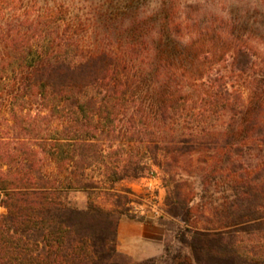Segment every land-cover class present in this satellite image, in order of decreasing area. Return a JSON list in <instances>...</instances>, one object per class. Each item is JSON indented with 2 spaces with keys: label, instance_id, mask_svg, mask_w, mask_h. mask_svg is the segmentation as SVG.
<instances>
[{
  "label": "trees",
  "instance_id": "trees-1",
  "mask_svg": "<svg viewBox=\"0 0 264 264\" xmlns=\"http://www.w3.org/2000/svg\"><path fill=\"white\" fill-rule=\"evenodd\" d=\"M18 2L0 0V264H168L169 243L164 254L143 261L118 249L119 222L132 215L133 191L113 188L147 169L140 155L108 144L121 133L122 121L164 168L166 225L180 220L176 237L190 248V263L264 264L263 103L230 84L232 76L254 67L260 50L228 36L229 66L208 76L195 93L167 80L142 96L143 64L152 61L141 64L132 54L143 42L130 40L124 48L90 42L59 6L28 14ZM168 2L161 0L157 11L128 4L136 11L131 23H137L127 31L141 34L148 31L146 22L160 18L157 41L142 48L147 58L155 54L158 75L173 77L178 61L190 59L194 48L176 35L183 22L176 0ZM183 66L188 70L190 61ZM257 82L264 85V75ZM153 120L171 124L176 140L162 144ZM202 150L221 153L238 179L233 200L198 226L195 207L171 173L181 157ZM253 150L260 161L254 170L243 161ZM168 157L173 161L166 168ZM94 167L102 179L89 176ZM103 188L111 206L94 198ZM73 189L89 192L86 208L72 203Z\"/></svg>",
  "mask_w": 264,
  "mask_h": 264
},
{
  "label": "rangeland",
  "instance_id": "rangeland-1",
  "mask_svg": "<svg viewBox=\"0 0 264 264\" xmlns=\"http://www.w3.org/2000/svg\"><path fill=\"white\" fill-rule=\"evenodd\" d=\"M173 1L169 0L166 6L173 5ZM131 2H134L135 7H139V11L144 7L150 10L156 8L157 11L161 4V0H19L17 7L30 14L34 10L59 6L67 14L73 15L76 23L80 24V36L90 42L123 48L129 45L130 40L143 42L142 46L154 44L158 38L156 30H159L163 23L160 18H154L146 22L148 31L141 34L128 32L129 27L137 23H131L133 12H136L129 10L128 4ZM174 5L176 14L181 18L180 22H183L181 32L177 29L176 35L185 36L194 48L193 53H190V59L178 61V74L165 77L158 75L153 66L152 59L155 54L151 53L147 58L144 49L139 45L141 51L132 55L136 56L139 62L146 60L152 63L143 64L144 75L140 78H143L144 82L138 88V94H152L157 82L167 80L179 84V88L184 87L195 93L208 76L218 70H226L229 66L226 60L229 51L224 42L230 36L260 50L257 51L258 55H255L254 67L248 73L232 76L230 84L231 89L242 92L245 98H256L263 103L259 116L264 122V85L260 87L257 82L264 75V0H176ZM15 8L13 6L12 9ZM189 61L190 66L185 70L183 65ZM150 85L153 87H149ZM119 125L121 133L112 135V141H108V144L114 147L122 145L127 151L140 155L147 166L142 176L125 179L113 188V192L126 193L127 188L133 191L129 194L130 200L133 201L128 203L132 215H123L118 226L119 251L131 256L135 261H143L164 254L166 244L169 243L172 245V251L168 264H191L190 248L176 237L180 220L169 224L168 227L166 225V220H170V217L166 214L168 190L163 181L166 174L164 168L154 163L150 150L140 142V134L128 131L129 125L124 121ZM153 126L160 131L159 139L162 144L176 140L177 133L173 132L171 124L153 120ZM207 137L212 140L216 135L207 134ZM246 153L248 159L243 161L252 162L253 170L258 168L259 151ZM222 157L221 153L215 155L212 151L202 150L194 155L181 157L178 162L174 161L172 166L171 174L195 207L198 226H204L207 218H215L225 202L233 200L231 195L238 177L223 163ZM171 159L168 157L166 162L164 161L166 168L167 161H173ZM88 172L90 177L96 178L95 180L103 178L102 170L98 167ZM105 192V188L97 190L94 198L104 205L111 206L112 196ZM69 195L73 204L80 208L87 207L90 198L87 190L73 189Z\"/></svg>",
  "mask_w": 264,
  "mask_h": 264
}]
</instances>
